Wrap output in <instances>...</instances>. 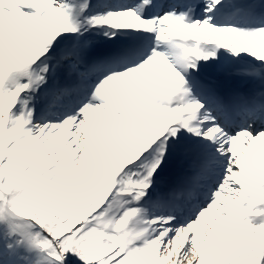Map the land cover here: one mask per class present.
Returning a JSON list of instances; mask_svg holds the SVG:
<instances>
[{"label":"snow or ice","instance_id":"obj_1","mask_svg":"<svg viewBox=\"0 0 264 264\" xmlns=\"http://www.w3.org/2000/svg\"><path fill=\"white\" fill-rule=\"evenodd\" d=\"M0 264H264V0H0Z\"/></svg>","mask_w":264,"mask_h":264},{"label":"bare ground","instance_id":"obj_2","mask_svg":"<svg viewBox=\"0 0 264 264\" xmlns=\"http://www.w3.org/2000/svg\"><path fill=\"white\" fill-rule=\"evenodd\" d=\"M257 53H258V54H260V51H258ZM260 148H261V146H260V145H257V146H256V150H257V151H259V150H260Z\"/></svg>","mask_w":264,"mask_h":264},{"label":"rangeland","instance_id":"obj_3","mask_svg":"<svg viewBox=\"0 0 264 264\" xmlns=\"http://www.w3.org/2000/svg\"><path fill=\"white\" fill-rule=\"evenodd\" d=\"M255 50H256L257 52H258V51H260V49H258V48H257V49H255ZM69 131H70V130H69Z\"/></svg>","mask_w":264,"mask_h":264}]
</instances>
